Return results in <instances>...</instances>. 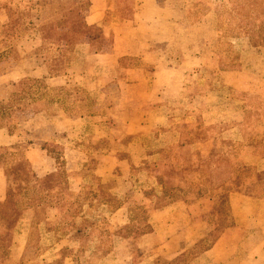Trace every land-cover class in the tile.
Masks as SVG:
<instances>
[{"label":"crops","instance_id":"0c3cea01","mask_svg":"<svg viewBox=\"0 0 264 264\" xmlns=\"http://www.w3.org/2000/svg\"><path fill=\"white\" fill-rule=\"evenodd\" d=\"M189 3L134 0L131 8L125 9L117 8L114 0H89L83 19V26L90 29L86 39L69 44L66 38L76 33L66 27L68 33L63 38L60 30L65 27L52 22V34L68 49L64 69L50 71L36 54L32 55L36 63L30 64L29 53L41 45L37 37L19 38L16 49L1 58L14 61L0 73L2 85L29 78L42 81L49 91L77 87L88 98L85 105H78L80 100L75 95L63 102L54 100L52 113L43 108L35 110L14 129L5 124L12 121L4 113L5 125L0 126L2 154H21L36 178L50 176L60 168L64 182L59 196L70 197L84 190L89 194L82 211L72 215L58 212L52 202L36 229L30 227L32 211L22 212L8 230L1 256L8 264H74L62 251L78 249L89 203L99 205L100 216L112 229H119L128 222L130 208L124 200L146 203L143 224L147 228L124 238L115 237L97 264H264L263 192L229 190L227 223L215 229L203 219L197 204L177 201L162 208L148 206L150 199L143 195L146 187L132 179V168L138 165L144 148L151 147V141H159L161 135L154 133L166 125V115L182 118L190 114L193 121L199 117L205 124L226 123L216 139L237 144L242 140L238 126L244 110L242 100L233 95L262 96L264 91V47L252 46L241 37L234 45L238 65L221 68L213 48L215 39L209 32L214 24L202 18L191 24L187 20ZM239 6L240 0L235 5L230 2L233 10ZM96 28L99 35L94 33ZM30 41L32 46L27 47ZM19 86L16 91L38 90L29 83ZM41 98L38 105L47 104L43 102L47 96ZM74 105L84 112L69 113ZM22 107L27 110L31 105ZM140 139L146 142L140 143ZM163 144L155 145L156 150ZM233 158L254 171L242 181L245 188L264 186L257 178L264 173V156L259 149L243 146ZM7 188L0 156V202L6 198ZM108 194L117 202L120 199L121 204L109 210ZM63 220V231L54 228ZM212 231L215 236L210 244L186 259L189 249ZM87 249L89 254L91 249Z\"/></svg>","mask_w":264,"mask_h":264},{"label":"rangeland","instance_id":"374dc122","mask_svg":"<svg viewBox=\"0 0 264 264\" xmlns=\"http://www.w3.org/2000/svg\"><path fill=\"white\" fill-rule=\"evenodd\" d=\"M114 2L117 8L120 6L130 9L134 0H114ZM188 2L190 3L188 4L187 20L191 24L202 18L205 22H214L215 25L219 26L218 31H221L219 38H216L215 34L210 36L212 39H215L213 48L216 52V57L220 58L219 51L223 53L229 51V55L235 56L234 60L236 61L238 53L236 46L232 44L225 46L219 42L224 32L228 34L225 31V28L231 22L228 17V10L231 8L230 2L232 5H235L236 0H188ZM88 4L89 0H0V73L8 69L9 64H13L12 62H14L10 61L8 63L1 58L7 51L10 52L16 49V41L22 37H37L41 40V45L28 55L31 58L28 60L30 64L36 63L35 59L32 58V55L36 54L37 59L38 57H42V61L47 64L50 71L55 72L64 69L69 59L65 51L68 49L60 46L55 33L52 34V22L54 21L56 25L65 27V29L60 30L63 38H66L68 33L66 27L69 31H73L72 33L77 34L73 36L70 34V38H66L70 42L69 44L73 45L75 42L84 40L86 39L85 34L89 35L90 32L89 28L83 26V19L87 12ZM96 30L94 33L99 35L97 28ZM188 34L191 35V32H188ZM26 46H32V41L28 42ZM52 65L56 67H52ZM22 83L37 86L38 90H35V88L33 91L29 89L26 92L24 90L16 91V89L21 88L18 85ZM72 91H69L70 95H75L77 100H80V102H77L78 105L88 103L84 90L73 89ZM41 96L57 97L62 102L69 97L58 94L55 90L49 91L45 89L44 83L35 79L27 78L26 80H22L21 83L10 86L0 84V103L3 105V107L0 106L2 108L0 110V117L3 115V119L0 120L2 121L0 126L6 124L9 129H14L21 124L22 120L40 108L46 110L47 113H52L54 107L52 104L47 103V98L43 100L47 104H43L44 106L38 105L37 102L42 101ZM25 105H31V108L29 107L26 110L25 107H22ZM70 109L73 110H68L72 115L84 112L83 109L81 111L78 110L76 105ZM5 112L8 115L6 118L9 117L8 121H12V123L6 122L4 124ZM9 112L14 113L10 115ZM189 115H185L182 118H174L170 114L166 115L168 122L166 125L157 128L154 133L155 135H161L160 139L162 140L159 139L158 142L151 141V147L144 148L141 153V160L137 166L132 168V179L138 185L146 187L144 191L148 190L150 194L148 197L151 199L148 206L156 208L168 202L177 201H183L186 204H197L203 210V219L210 226H214L215 229L221 228L227 223L226 193L229 190L239 189L245 192H263L264 194V189H262L264 186L247 189L242 183L244 179L236 181L231 179L228 166L232 161L233 144L216 139L214 136L218 134L219 127L222 128L224 124L214 129H209L204 127L199 121L197 123L194 122L192 117H188ZM145 142V140L142 141V143ZM162 143H164L163 146L156 150L155 145ZM154 151L155 155L151 157L147 155ZM2 153L0 152V155ZM196 162L199 164L202 162L199 166L200 168H191L190 163L194 165ZM231 169L233 170V167ZM4 172L9 188L6 200L0 202V264H8L1 256L4 254L3 250L8 242V230L12 228L17 218V215H15L16 208L20 209L23 206L18 203L20 199L18 195V192H20V181H23V179L30 180L31 175L24 162L7 166ZM252 175L249 176L251 177ZM56 178L58 183L64 182L60 168L53 175L43 177L42 182L51 185V182ZM257 178L259 180L258 183L264 185V173L257 174ZM63 182H61L60 186H62ZM55 186L54 194L60 188V186L57 187V184ZM88 197V192L86 190L82 191L79 195L78 203L74 204L73 210L77 211L78 208L76 207L84 205ZM51 198H48L49 204L54 201ZM116 202L115 197L108 196V209H113ZM47 210L48 208H46L45 213ZM72 212L70 210L63 215H72ZM130 212L132 220L127 224L129 227L127 229L131 230V232H137V229L145 226L143 223L145 221L146 203L141 206L138 203L132 204ZM86 215L88 216L83 222L82 230L88 226L87 230L90 233L94 232L98 234L102 231H106L107 233L116 231L100 216L101 207L96 203H89ZM37 217L38 219L41 218V216ZM65 223L66 221L64 220L60 221L54 228L63 231ZM34 228L37 227H33L32 229ZM214 233L213 231L210 232L200 243L189 249L186 253V259L209 245L215 236ZM112 239L113 237H110V241ZM84 250L87 251L88 249L84 248L82 251L80 249H76L75 251L66 249L62 251V254L72 257L73 261L74 259L81 260ZM98 250L97 252L100 256L104 251L99 250V252ZM184 259L185 257L182 260ZM95 260V257H88L83 264H89L95 262Z\"/></svg>","mask_w":264,"mask_h":264},{"label":"trees","instance_id":"16d2710c","mask_svg":"<svg viewBox=\"0 0 264 264\" xmlns=\"http://www.w3.org/2000/svg\"><path fill=\"white\" fill-rule=\"evenodd\" d=\"M229 18L231 20L230 24L225 28L228 32L223 33V36L219 40L220 43L223 45H236L239 41V39L246 38L248 42L252 46L256 47H264V0H240V6L238 10H233L230 8L228 10ZM214 25H212V29H210V33L215 34L216 38H219V35L221 31H218L219 26L213 22ZM235 42V44L233 43ZM221 44V45H222ZM220 58H219V64L222 65L221 68L223 69H230L235 68L238 65V61L234 60L235 56L229 55V51L227 53H223L219 51ZM237 59H238V53H237ZM237 62V63H236ZM236 63V64H235ZM235 65V66H234ZM73 89H77V87H70V88H58L54 89L58 94L64 95L65 97H68L71 93L69 91H72ZM225 90L227 88L225 87ZM52 91V90H51ZM36 92V91H35ZM228 96H231L232 93H227ZM233 97L237 100H242V108L244 110V117L242 123L238 126V131L242 135V140L238 141L237 144H233V158L236 155V152L239 151L240 148L243 146H247L250 148H253L254 150L259 149V154L264 156V91L262 96H254L251 94L241 93V92H235V95ZM47 103L52 104L54 103V100L62 101L61 99H57V97H47ZM0 106L3 107V105L0 103ZM65 106V105H64ZM0 107V110L2 109ZM67 109V108H66ZM201 122V124L204 127H207L209 129H214L221 125V123H215V124H205L203 120L199 117H196L194 122ZM225 123L223 125L226 126ZM196 127V126H195ZM222 127V128H223ZM222 128L219 127L221 130ZM219 130V131H220ZM218 131V132H219ZM216 137V134L214 135ZM144 141L143 139H140V142ZM4 160V170L7 166L14 165L15 163H26L28 167V171L30 172V180H25L21 182L20 185V192H18L19 200L18 203L20 205H23L22 208H16L17 218L15 219V222L19 219V217L22 215V212H24L27 209H30L33 213L32 220L30 221V227H38L37 224L39 220L42 219V216L45 213L46 208L50 207L52 204H49V199L51 196H54L56 200L53 201L55 203V207L58 209V212L65 214L68 211L72 210L73 212H80L83 209V204L78 208L77 211L73 210L76 203L79 201V195L73 194L70 197H62L59 196L57 193L54 194L55 184H57V187L61 185V182H57V178L54 179L51 182V185H47L46 182H42V178H36L32 174V172L29 169V166L24 158H22L21 154H15L12 155V153L8 154H2L0 155ZM234 159V158H233ZM216 163V162H215ZM202 162L199 163H190L191 168H198ZM233 167V170L231 169ZM200 168V167H199ZM198 168V169H199ZM229 173L231 174V179L233 180H242L244 178L250 177L249 175L253 174V170L250 167L239 165L235 160H232L230 165L228 166ZM262 174V173H259ZM53 175V174H52ZM8 183V180H7ZM55 186V187H54ZM61 187V186H60ZM9 188V187H8ZM8 188H7V194L8 196ZM53 191V192H52ZM144 197L149 198L150 195L148 193V190L143 191ZM54 195H50V194ZM110 197H114L112 194H108ZM150 199V198H149ZM148 199V200H149ZM6 198L4 199V201ZM3 201V202H4ZM118 202L121 204V200L118 199ZM118 202L116 204L118 205ZM127 204V209L130 208L131 201L130 200H124ZM151 202V199H150ZM171 202H168L166 204H163L161 206H157L156 208H162ZM141 206L142 204L139 203ZM128 222L121 228L116 229V231H113L111 233H107L106 231H102L97 233H90L89 230H87V227H84L82 230V234L78 239V249L82 251L84 248L91 249L89 254H86V251H83L82 259H74V264H83L84 261L88 257H95V262H91L89 264H97V262L100 260V258H103L106 256V254L109 251V248L112 246V241L115 237H127L131 234V230L127 229L129 228L127 224H129L132 220L130 209L128 211ZM37 216H41L40 219H38ZM85 221V220H84ZM14 222V223H15ZM126 228V229H124ZM146 226H143L139 229H137V232L146 230ZM36 229V228H35ZM123 229V230H122ZM110 237H113L112 241H110ZM91 242V243H90ZM108 244L106 247L105 245ZM91 247V248H90ZM109 247V248H108ZM100 251H104L103 253L98 255L97 249ZM77 249V250H78ZM98 250V251H99ZM99 251V252H100Z\"/></svg>","mask_w":264,"mask_h":264}]
</instances>
